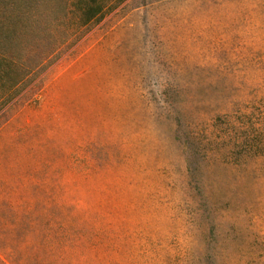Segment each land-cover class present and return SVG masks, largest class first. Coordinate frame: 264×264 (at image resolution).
Listing matches in <instances>:
<instances>
[{"label": "rangeland", "instance_id": "obj_1", "mask_svg": "<svg viewBox=\"0 0 264 264\" xmlns=\"http://www.w3.org/2000/svg\"><path fill=\"white\" fill-rule=\"evenodd\" d=\"M68 53L0 117V264H264V0H125Z\"/></svg>", "mask_w": 264, "mask_h": 264}, {"label": "trees", "instance_id": "obj_2", "mask_svg": "<svg viewBox=\"0 0 264 264\" xmlns=\"http://www.w3.org/2000/svg\"><path fill=\"white\" fill-rule=\"evenodd\" d=\"M40 1L0 0V117L22 97L40 89L46 72L64 54L73 55L77 43L125 2L50 0L56 17L44 30L45 39L30 43L28 37L32 30L25 22L35 14L34 8ZM243 148L248 155L264 153L263 142Z\"/></svg>", "mask_w": 264, "mask_h": 264}]
</instances>
